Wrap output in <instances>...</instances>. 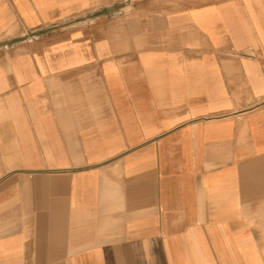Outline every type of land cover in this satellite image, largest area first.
Here are the masks:
<instances>
[{
    "label": "crops",
    "instance_id": "0c3cea01",
    "mask_svg": "<svg viewBox=\"0 0 264 264\" xmlns=\"http://www.w3.org/2000/svg\"><path fill=\"white\" fill-rule=\"evenodd\" d=\"M0 264H264V0H0Z\"/></svg>",
    "mask_w": 264,
    "mask_h": 264
}]
</instances>
